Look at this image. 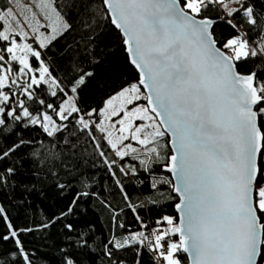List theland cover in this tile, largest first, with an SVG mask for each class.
Wrapping results in <instances>:
<instances>
[{"label":"snow or ice","instance_id":"obj_1","mask_svg":"<svg viewBox=\"0 0 264 264\" xmlns=\"http://www.w3.org/2000/svg\"><path fill=\"white\" fill-rule=\"evenodd\" d=\"M96 5L97 0H65L61 11L47 0L42 7H51L55 20L44 25L37 19L32 43L29 31L11 29L13 22L21 26L13 8L0 10V241L14 244L0 252V264H33L21 234L36 228L54 230L56 264H127L122 254L130 249L134 264H143L145 254L152 264H183L181 253L191 264H264V0H99ZM81 8L88 14L81 20L84 29L92 28L90 21L100 12L122 31L120 51L126 55L86 51L64 84L48 53L74 30L69 14L80 15ZM49 27L51 35L40 31ZM93 39L89 36V44ZM95 95H101V104L93 107L88 98ZM156 117L164 118V130ZM37 129L51 141L46 154L30 151ZM169 133L176 154L161 166L176 176L171 206L178 216H162L157 223L167 229L122 235L110 228L105 235L89 219L98 193L84 189L90 177L81 170L86 161L76 155L78 141L87 137L92 143L125 206L146 228L140 212L151 209L132 204L120 179L137 177L138 168L117 169L116 158L136 154L126 143L135 141L146 150L142 165L160 161L159 140ZM61 172L68 179H59ZM9 196L22 212L34 209L29 197L59 211L21 229L3 206ZM104 203L114 213L115 228L126 232L117 209Z\"/></svg>","mask_w":264,"mask_h":264},{"label":"trees","instance_id":"obj_2","mask_svg":"<svg viewBox=\"0 0 264 264\" xmlns=\"http://www.w3.org/2000/svg\"><path fill=\"white\" fill-rule=\"evenodd\" d=\"M53 4L61 5V11H64L63 4L65 0H52ZM99 0H97L98 6ZM9 0H0V10H5L10 7ZM95 7V6H94ZM77 10H73L69 14V20L74 26V30L66 34L62 39H59L54 43L51 51L48 53V59L51 62V67L55 69V74L63 79L64 84H68L71 78L73 68L81 62L84 58L86 51L95 50V52L101 56H108L117 54L118 58H122L126 53H123V39L117 31L112 27L110 19L103 13L97 12L95 19L90 22L92 24L91 29H84L81 25V20L88 14L81 8L80 15L76 14ZM214 12H209L208 15H214ZM224 29L217 28V38H222ZM89 36H93L94 39L89 44ZM129 71L132 75H136L135 70L129 66ZM89 104L96 107L101 104V95H95L88 98ZM99 135V133H97ZM32 136L35 139V144L31 147L30 151L33 153H47L50 149L51 141L46 138L42 132L38 129L32 132ZM160 144V161L152 160L142 165L140 161L146 158V150L143 146H137V153L130 154L124 161H118L117 169L120 164L127 166H136L138 168L137 177H123L120 176L122 183L130 196V202L137 207L145 206L151 211L140 212L143 217L144 223L147 227H142L140 223L135 220L134 214L129 208L125 206L126 202L120 194L119 189L114 183V179L109 175L105 168V165L98 157V152L94 149V146L87 139V137H81L77 143L76 155L86 163L82 167V171H86L90 179L85 183L84 189L94 191L98 193L92 200V213L89 216L90 220H93L96 227L99 228L105 235H109V229L111 228V234L120 233L122 235H128L137 231H143L146 234L151 229H158V221L161 220L163 215H172L174 217V201L171 199L172 182L170 175L164 171V167L161 166V162H166V158L171 155L167 146V138L163 137L159 140ZM106 152H109L105 148ZM135 156V158H133ZM112 156L109 152V159ZM33 167H37L33 165ZM145 167H149L151 172L144 171ZM59 179L66 180L67 176L61 172ZM143 181V183H141ZM152 182L157 183V188L152 189L150 184ZM41 185L37 184L36 187ZM77 188L80 186L77 184ZM29 202L34 203L33 208H27L26 212H22L18 207V201L12 196L7 197L4 200L3 206L7 208L12 221L19 228L34 227L39 225L47 215L53 212H58L59 207L47 201H41L39 199H33L29 197ZM108 201L113 208L117 209L116 215L119 216L120 223H123L125 232L123 229L115 228L112 223L111 217L114 214L112 210L104 203ZM152 201H156L153 203ZM2 230V229H0ZM21 239L24 242L25 248L31 253L33 264H56V258L58 253L55 248L57 237L54 234V230L50 233L36 228L33 233H22ZM175 239V238H174ZM14 248V244L9 242L0 241V252H7ZM181 259L183 264H187L186 258L183 254ZM122 258L127 261V264H134L135 253L131 249L122 254ZM143 264H152L151 255L145 254L143 257Z\"/></svg>","mask_w":264,"mask_h":264},{"label":"rangeland","instance_id":"obj_3","mask_svg":"<svg viewBox=\"0 0 264 264\" xmlns=\"http://www.w3.org/2000/svg\"><path fill=\"white\" fill-rule=\"evenodd\" d=\"M10 1V7L13 8V11L17 14V16L21 20V26L13 24L11 25V29H14L15 31H23L27 30L29 31V43H32V37L34 33L32 32L31 28L35 27L36 20L38 19L41 24L44 25H50L55 20V13L51 11V7L45 9L42 7L43 3H46L47 0H9ZM53 3V1H52ZM35 14V17H34ZM51 17V19H49ZM27 22V23H25ZM31 25V27H29ZM7 27V25H6ZM41 32L44 33V35H51V28H47L45 30L44 28L40 29ZM22 42V41H21ZM33 47H38V43H34ZM141 105H146V100H141L138 102ZM157 123V121L155 120ZM137 123H149L148 121H137ZM162 139V138H160ZM131 142L134 147L140 146L136 144L135 141H126ZM158 228H164L167 229L169 226L166 223H158Z\"/></svg>","mask_w":264,"mask_h":264},{"label":"water","instance_id":"obj_4","mask_svg":"<svg viewBox=\"0 0 264 264\" xmlns=\"http://www.w3.org/2000/svg\"><path fill=\"white\" fill-rule=\"evenodd\" d=\"M111 25L115 29V31H117L119 33V35L122 37V39H124L122 31L120 29H117L115 27V25H113L112 23H111ZM123 46L125 47L124 44H123ZM143 91H144L145 94L147 93V89H143ZM146 104H147V101H146ZM163 119H164L163 117H156V121H157V123L160 124L161 130H164L167 127L166 124L160 123V121L163 120ZM165 137L167 138V146L169 148V151H170L171 155L176 154V152H175V147L176 146L170 142L174 138L171 137L170 133L169 134H166ZM164 171L170 175V179H171L172 185L173 184H176L177 183L176 176L173 173L168 172L166 169H164ZM173 195H176V194L173 192ZM174 214H175V216H178V214L176 213L175 208H174ZM181 254H183L185 256L187 264H191V258H190V256H188L187 253H181Z\"/></svg>","mask_w":264,"mask_h":264},{"label":"built area","instance_id":"obj_5","mask_svg":"<svg viewBox=\"0 0 264 264\" xmlns=\"http://www.w3.org/2000/svg\"><path fill=\"white\" fill-rule=\"evenodd\" d=\"M156 230L155 229H151V231L150 232H155Z\"/></svg>","mask_w":264,"mask_h":264}]
</instances>
